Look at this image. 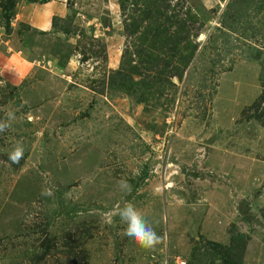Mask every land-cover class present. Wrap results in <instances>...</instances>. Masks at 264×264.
I'll return each mask as SVG.
<instances>
[{"label":"rangeland","instance_id":"obj_1","mask_svg":"<svg viewBox=\"0 0 264 264\" xmlns=\"http://www.w3.org/2000/svg\"><path fill=\"white\" fill-rule=\"evenodd\" d=\"M150 2L0 0V264H264V0Z\"/></svg>","mask_w":264,"mask_h":264},{"label":"clouds","instance_id":"obj_2","mask_svg":"<svg viewBox=\"0 0 264 264\" xmlns=\"http://www.w3.org/2000/svg\"><path fill=\"white\" fill-rule=\"evenodd\" d=\"M14 119V113H8L6 120H0V132H4L11 127L9 121ZM6 154L13 164H18L24 157L23 144H15ZM118 187L125 195H129L132 192V185L128 183L127 180L119 181ZM41 195L51 196L53 193L48 190H43ZM111 215L112 217H119L120 223L124 226L123 234L137 246L150 250L154 249L156 245L160 243V236L157 234L152 224L142 215L133 203L129 202L123 207H116ZM106 222L111 224L112 219L106 218Z\"/></svg>","mask_w":264,"mask_h":264},{"label":"trees","instance_id":"obj_3","mask_svg":"<svg viewBox=\"0 0 264 264\" xmlns=\"http://www.w3.org/2000/svg\"><path fill=\"white\" fill-rule=\"evenodd\" d=\"M124 1H126V0H124ZM150 1H152V2H150L151 5L156 4V3L158 4L156 6H151L153 8L154 12H155V14H152V17H156L157 18V14L156 13H158V16L161 15L162 13L163 14L165 13V10L168 7V0H150ZM161 2H163V6H161ZM149 13H150V11L146 10L145 14H146L147 18H149ZM175 18H177L175 14L172 15V16L164 17L165 20L167 19L166 21L168 22L169 25H172L171 23H176V22H177V24H179L180 21L175 19ZM7 29H8V27H7ZM162 31H163V29L162 30L160 29V33L158 35L156 34V36H159ZM176 36H178L177 31L173 34V36H170V38H168V41L173 39V38L174 39H178V37H176ZM245 237L246 236H244L241 233L237 234V235H232L231 234V236H230L231 245H227L226 248H225V250H226V252L228 254V261L229 262L236 264L239 261V257L241 255V253L243 252V249H244ZM239 242H240V245L237 244Z\"/></svg>","mask_w":264,"mask_h":264},{"label":"crops","instance_id":"obj_4","mask_svg":"<svg viewBox=\"0 0 264 264\" xmlns=\"http://www.w3.org/2000/svg\"><path fill=\"white\" fill-rule=\"evenodd\" d=\"M49 3L45 4L46 6L44 4H43L44 6H41L40 4H34L35 14H33L32 18L35 17L36 21L40 17H42V19L44 18L45 22H43L42 24L45 25V26H47L50 23L51 16L54 17V15L57 14V12H56V10H57L56 6H49ZM38 16H39V18H38ZM15 55L19 57V54L16 51L13 52V55L11 57L14 58V57H16ZM19 61H20V58H19ZM25 66L26 67H31L30 64H25Z\"/></svg>","mask_w":264,"mask_h":264}]
</instances>
